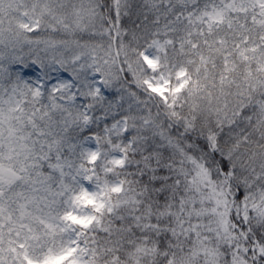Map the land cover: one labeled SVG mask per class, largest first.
<instances>
[{
  "label": "snow or ice",
  "instance_id": "1",
  "mask_svg": "<svg viewBox=\"0 0 264 264\" xmlns=\"http://www.w3.org/2000/svg\"><path fill=\"white\" fill-rule=\"evenodd\" d=\"M0 264H264V0H0Z\"/></svg>",
  "mask_w": 264,
  "mask_h": 264
}]
</instances>
